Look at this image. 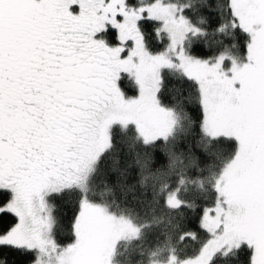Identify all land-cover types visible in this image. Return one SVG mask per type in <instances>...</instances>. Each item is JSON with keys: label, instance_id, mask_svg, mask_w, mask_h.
Listing matches in <instances>:
<instances>
[{"label": "snow or ice", "instance_id": "1", "mask_svg": "<svg viewBox=\"0 0 264 264\" xmlns=\"http://www.w3.org/2000/svg\"><path fill=\"white\" fill-rule=\"evenodd\" d=\"M0 264H264V0H0Z\"/></svg>", "mask_w": 264, "mask_h": 264}]
</instances>
